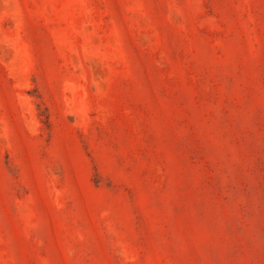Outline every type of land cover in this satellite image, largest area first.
<instances>
[{"label": "rangeland", "instance_id": "obj_1", "mask_svg": "<svg viewBox=\"0 0 264 264\" xmlns=\"http://www.w3.org/2000/svg\"><path fill=\"white\" fill-rule=\"evenodd\" d=\"M0 264H264V0H0Z\"/></svg>", "mask_w": 264, "mask_h": 264}]
</instances>
